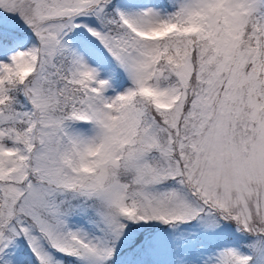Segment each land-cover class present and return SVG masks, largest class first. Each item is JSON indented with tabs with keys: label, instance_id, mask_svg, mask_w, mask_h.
Masks as SVG:
<instances>
[{
	"label": "snow or ice",
	"instance_id": "6c2138e0",
	"mask_svg": "<svg viewBox=\"0 0 264 264\" xmlns=\"http://www.w3.org/2000/svg\"><path fill=\"white\" fill-rule=\"evenodd\" d=\"M0 264H264V0H0Z\"/></svg>",
	"mask_w": 264,
	"mask_h": 264
}]
</instances>
